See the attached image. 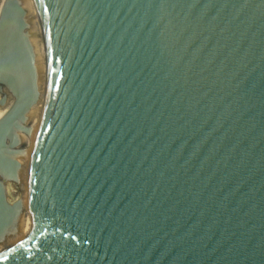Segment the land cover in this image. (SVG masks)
I'll return each instance as SVG.
<instances>
[{"label": "water", "instance_id": "1", "mask_svg": "<svg viewBox=\"0 0 264 264\" xmlns=\"http://www.w3.org/2000/svg\"><path fill=\"white\" fill-rule=\"evenodd\" d=\"M0 264H264V0H0Z\"/></svg>", "mask_w": 264, "mask_h": 264}, {"label": "bare ground", "instance_id": "2", "mask_svg": "<svg viewBox=\"0 0 264 264\" xmlns=\"http://www.w3.org/2000/svg\"><path fill=\"white\" fill-rule=\"evenodd\" d=\"M13 250L9 238L8 231L3 239H0V255L6 251Z\"/></svg>", "mask_w": 264, "mask_h": 264}]
</instances>
